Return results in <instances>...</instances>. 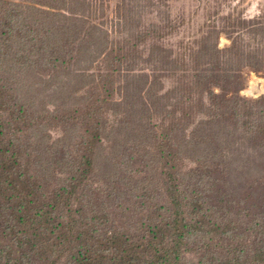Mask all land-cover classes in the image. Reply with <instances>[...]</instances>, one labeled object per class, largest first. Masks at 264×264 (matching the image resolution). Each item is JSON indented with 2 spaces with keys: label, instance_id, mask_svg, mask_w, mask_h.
<instances>
[{
  "label": "rangeland",
  "instance_id": "rangeland-1",
  "mask_svg": "<svg viewBox=\"0 0 264 264\" xmlns=\"http://www.w3.org/2000/svg\"><path fill=\"white\" fill-rule=\"evenodd\" d=\"M66 1L73 9L76 8L80 19L76 21V28L69 30L63 27L64 29H55L47 34L46 38L58 43L54 54L62 56L60 64H64V73L59 70L60 64L53 68L50 75L44 76L42 73L41 78L49 82L51 88L42 90L39 87L40 97L74 104L72 95L62 90H68L70 81H76V78L81 79V89L89 86L96 93L97 87H100V97L96 96L98 98L91 103L79 99L80 113L73 120L75 134L69 137L51 134V141H40L34 134V128L21 130L29 109H25L22 115H19V107L13 109L15 115L21 118L18 129L9 123V117L8 124L4 123L0 112V130L7 131L4 135L0 134V139L3 140L1 180L10 177L18 189H23L18 199L3 202V226L8 227L13 217L10 208L20 209L37 200H51L59 194L67 195L79 184L86 172H95L99 178V182L96 178L91 190L95 195H90V190H86L85 185L77 193L81 198L97 197L91 206H79L90 216L91 234L98 233L102 238L119 212V231H122L127 219L133 223L126 228L132 236H146L141 241L143 254L155 253L153 248L147 246V239L152 237V231H156L155 226H158L160 232L154 241L157 249H173L172 239L175 234L190 231L185 234L179 248L181 261L186 264L206 261V252L200 249V245L209 238L216 239L217 234L211 230L212 226L201 223L203 216H210V219L217 222L222 218L234 219L232 213L228 214V218L223 216L225 211L221 208L222 202L227 193H231L235 200L244 201L254 179L244 165H241L228 179V189L215 186L214 191L212 185L217 176L214 173L207 178L202 173H193L197 168L193 159L207 160L216 151L214 146L203 142L206 138L213 139L207 124L209 115L217 114L223 109L218 104L222 102V98L264 101V71L257 72L255 65L254 70L249 67L250 59L264 57L261 54L264 47V0ZM33 4L36 5L35 2ZM2 34L0 29V63L8 61L10 57ZM58 34H65L64 40ZM31 37H34L31 31L26 33V40ZM74 56L77 57V62L73 60ZM129 65L134 68L128 70ZM235 68L239 72L232 70ZM100 75L105 77L101 84ZM31 77L28 72L27 78ZM198 78L207 80L209 86H194ZM34 88L35 86L32 89ZM28 89L22 91L26 92ZM203 91L209 93L201 96L199 93ZM215 100L211 105V101ZM100 105L109 112L100 119L107 121L109 117L116 115L117 125L133 143L135 156L130 162V169L137 175L130 181L121 183L117 178H112V167L124 169L119 165L112 166L113 160L107 143L102 142L95 150L92 166L88 161L86 166L83 164L85 144L79 156L75 157V150L80 142L92 139L87 128H96ZM39 110L42 113V108L39 107ZM198 112L207 117L198 115ZM227 119L230 117L227 116ZM261 121H264V108H258L254 118L249 121L255 123V127L251 128L255 144L248 150L250 156L264 151V126L256 127ZM44 124L47 127L54 126L51 111ZM213 125L217 130L216 125ZM24 131L27 132L23 133ZM99 131L105 136L102 127ZM110 133L111 137L117 136L116 129ZM22 139L28 143L32 157L44 153L40 157L41 167L29 162L27 172L25 166L11 161L13 146L25 148ZM171 139L175 141L174 150L169 145ZM110 146H115L113 139L110 140ZM158 147L162 150V160ZM169 153L176 154L172 163L178 167L177 171H170V164L166 165V162L171 161ZM153 159L159 163L156 173L147 165V161ZM222 160L223 156L218 155L217 162ZM162 169L167 174L174 173L177 178L176 182H171L168 175L163 176L168 187H178L181 215L176 214L178 209L172 204L165 188L160 189L159 174ZM146 178L153 185H141L140 180L147 181ZM135 184L144 187L142 194L145 196L141 200L133 198ZM96 186L100 194L96 193ZM157 187L159 188L155 189ZM112 189H120L123 194L109 200L108 195L115 194ZM26 191L36 193V198L27 197ZM212 194L214 201H209L207 197ZM108 203L110 207L107 206ZM198 205L202 209L195 208ZM98 207L100 211L97 213L95 211ZM126 207L130 208L129 212L134 214V218L128 219ZM211 208L218 211L209 212ZM93 216L98 219L92 221ZM253 217L261 219L262 212L254 210ZM24 219L32 222L35 218L26 209ZM175 219L181 221L179 231L171 228ZM140 221L144 223L143 227ZM186 224L189 227L184 229L183 225ZM51 228L57 232L62 230V226L58 224H53ZM115 229L117 230L116 224ZM0 242L4 246L11 243L8 239H0ZM217 250L213 248V252ZM201 252L203 255H200ZM218 255L220 260L225 258L226 264V254L218 252ZM174 256L175 253L171 252V257ZM135 260L142 264L153 262L150 254Z\"/></svg>",
  "mask_w": 264,
  "mask_h": 264
},
{
  "label": "trees",
  "instance_id": "trees-1",
  "mask_svg": "<svg viewBox=\"0 0 264 264\" xmlns=\"http://www.w3.org/2000/svg\"><path fill=\"white\" fill-rule=\"evenodd\" d=\"M34 2L36 5L33 4ZM79 19L80 16L76 13V8L73 9L66 0L0 1V29L3 33L2 38H5V44L10 51L9 60L0 63V112L4 123L8 124L9 117V123L14 125L15 129L20 127L19 121H21V118L13 112V109L19 107V115L24 114L25 109H29L24 118L25 121L21 124V130L34 128V134L40 141L53 140L51 134L68 135V137L75 134L76 127L73 126V120L80 113L78 109L79 99L91 103L98 98L96 96L100 97L101 88L97 87L96 93H93L91 90L94 88L92 87L87 86L81 89V79L76 78V81H70L68 90L64 88L62 92H69L72 95L74 99L72 105L57 102L53 99H43L40 97V89L48 90L51 88V84L45 80L43 81L41 75L42 73L44 76L50 75L53 68L60 64L62 59L61 55L54 54L58 48L57 41L46 38L47 34L55 29L57 31V29L67 28L70 30L76 28V21H79ZM29 31L34 34V37L26 40V33H29ZM91 33L94 34V31H91ZM58 35L62 38L61 40H64L65 34ZM261 54L264 56V47ZM73 60L77 62L78 59L74 56ZM253 65L256 66L257 72L264 71V57L250 59L249 67L252 70H254ZM63 66L64 64L61 63L59 67L61 73H64ZM130 68L134 67L129 65L128 70H131ZM232 70L239 72L238 68ZM28 72L32 75L30 79L27 78ZM104 79L105 77L100 75V84ZM194 86L207 88L209 85L207 80L198 78ZM39 87L40 89H38ZM26 88L29 89L23 92L22 90ZM208 89L210 90V88ZM207 93L209 91H203L199 94L205 96ZM215 102L216 100L211 101V105ZM218 104L223 109L217 114L209 115L207 124L213 139L206 138L203 142L208 146H214L216 151L207 160L193 159V164L197 166L193 173H202L207 178L215 173L217 178L212 185L214 191L215 186L228 189V179H230L231 174L239 166L244 165L253 177L254 183L244 201L235 200L231 193H227L228 195L224 198L221 208L226 213L224 212L223 216L228 218V214L232 213L234 219L226 220L222 218L221 221L217 222L210 219V216H203L201 223L212 226L211 230L215 231L217 237L216 239L209 238L208 241H204L200 245V249L206 252V261L199 260L198 263L192 264H224L225 258L220 260L218 252L226 254V264H264V151L253 156L248 153L252 144H255L251 132V128L255 127V123L249 121L254 118L258 108H264V101L261 102V99L250 101L236 97L230 100L222 98V102ZM39 107L42 108V113ZM103 108L102 105L99 106L100 114L98 115L96 128H87V130H90L92 139L80 142L79 147L75 150V157L79 156L82 146L85 144L82 154L83 164L86 166L88 161V164L92 166L95 150L99 148L102 142L109 144L110 155L113 160L112 166L119 165L124 169L119 170L112 167L110 174L113 176L112 178H117L121 183H124L132 180L137 175L136 172H132L130 169V162L135 156L133 143L130 137L117 125L116 115H112L107 121L100 119L109 113L106 107ZM49 111H51V118L55 123L52 127H47L44 124ZM197 114L207 117L206 114L201 112ZM227 116L230 119H227ZM213 123L216 125L217 130H215ZM262 126H264V121H261V124L256 127ZM101 127L105 136L100 131L98 132ZM114 129H116L117 136L111 137L110 132ZM6 132L5 129L0 130L1 135ZM25 132L27 131L23 133ZM88 134L86 133V135ZM111 139L114 140L115 146H110ZM2 141L0 139V159L2 156ZM22 142L25 148L19 145L13 146L11 161L25 166L27 172L29 171L27 168L29 162L41 167L40 157L44 153L32 157L29 154L28 143L23 139ZM212 143L215 145H212ZM169 145L171 150L176 148L175 141L172 139L169 141ZM158 150L161 154L160 160L164 159L161 147H158ZM218 155L223 156L222 162H217ZM168 157L171 158V161L166 162V165L170 164V171H177L178 167L172 163L176 159V154L169 153ZM179 162H182V159H179ZM147 165L151 170H155V173L159 167V163L155 159L148 160ZM165 175H168L171 182H176L177 178L174 173L167 174L163 169L159 174L160 189L165 188L172 204L178 209L176 214L181 215L179 210L182 204L178 195V187L177 185L168 187L163 179ZM2 178L0 176V239H8L11 243L4 246L0 242V264H142L135 259L143 258L147 254H150L153 258V262L150 264H186L181 261L179 248L183 243L185 234L190 233V231L175 234L172 239L173 249L159 250L155 247L154 241L158 237L160 228L155 226L156 231H152V237L147 239V246L155 250L154 254L151 252L143 254V243L141 241L146 239V236H142V238L132 236L126 228L133 223L127 219L123 223L122 231H119L121 225L119 212L117 216L115 215V220L110 222L108 232L102 238L98 233L91 234L89 229V225H91L90 216L79 206H91L97 197L81 198L77 196V193L81 186L85 185L84 188L90 190L89 194L95 195L91 191L96 178L99 182L98 175L95 172L89 174L86 172L79 184L67 195L59 194L51 200H37L26 204L20 209L10 208L13 217L8 227L3 226V222H5L3 202L18 199L23 189H18L10 177L1 180ZM140 184L144 187L150 184L153 185L148 179L147 181L140 180ZM135 185L136 191L133 198L141 200L145 196V194H142L144 187L138 184ZM129 186L132 185L129 183ZM96 193L100 194L98 186H96ZM112 193L115 194L113 196L109 194V200L119 198L123 191L112 189ZM26 196L36 198L37 194L33 191H26ZM207 198L212 201L213 194ZM107 206L110 207L109 203ZM195 208L202 209L201 205ZM26 209L31 215H34V221L26 222L24 219ZM34 209H37V211ZM254 210L262 212L261 219L253 217ZM99 211L100 207L95 212L98 213ZM125 211L128 212V219L135 217L134 214L132 215L129 212V207H126ZM217 211L214 208L209 209V212L216 213ZM106 215H110V213H106ZM97 219V216H93L91 220ZM180 223L179 219H175L171 228L179 231ZM53 224L62 226V230L58 232L53 230L51 228ZM141 226H144L143 222ZM188 227L187 224L183 225L184 229ZM213 248H217V252H213ZM171 252L175 253L173 258ZM200 255H203V252Z\"/></svg>",
  "mask_w": 264,
  "mask_h": 264
}]
</instances>
